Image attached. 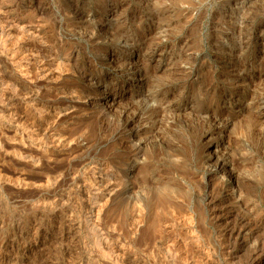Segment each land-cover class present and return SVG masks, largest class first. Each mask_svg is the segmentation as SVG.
<instances>
[{"label": "rangeland", "instance_id": "374dc122", "mask_svg": "<svg viewBox=\"0 0 264 264\" xmlns=\"http://www.w3.org/2000/svg\"><path fill=\"white\" fill-rule=\"evenodd\" d=\"M1 29L0 264H264V0H0Z\"/></svg>", "mask_w": 264, "mask_h": 264}, {"label": "bare ground", "instance_id": "6f19581e", "mask_svg": "<svg viewBox=\"0 0 264 264\" xmlns=\"http://www.w3.org/2000/svg\"><path fill=\"white\" fill-rule=\"evenodd\" d=\"M7 22H8V21H7ZM17 25H18V24H17ZM20 27H21V26H20ZM2 29H3V27H2ZM2 29H1V30H2ZM29 30H30V29H29ZM2 31H3V30H2ZM2 31H1V32H2ZM24 31H25V30H24ZM26 32H27V31H26ZM29 33H30V32H29ZM32 33H33V32H32ZM0 34H5V32L3 31V33H0ZM6 34H7V32H6ZM35 34H36V33H35ZM32 35H33V34H32ZM34 37H35V36H34ZM40 37H41V36H40ZM37 38H38V37H37ZM25 39H26V38H25ZM32 39H33V37H32ZM37 40H38V39H37ZM37 40H35V41H37ZM15 42H16V41H15ZM37 43H39V42H37ZM40 43H41V42H40ZM2 46H3V45H2ZM19 46H20V45H19ZM19 46H18V47H19ZM21 47H22V46H21ZM23 47H24V46H23ZM23 47H22V48H23ZM37 47H38V46H37ZM37 47H36V48H37ZM31 48H32V47H31ZM17 49H18V48H16V50H17ZM20 49H21V48H20ZM28 49H29V48H28ZM50 49H51V48H50ZM18 50H19V49H18ZM25 50H26V49H25ZM23 52H24V51H23ZM32 52H33V51H32ZM43 52H44V51H43ZM21 53H22V52L20 51V54H21ZM26 54H27V53H26ZM45 54H46V53H45ZM15 55H16V54H15ZM21 55H22V54H21ZM29 55H30V54H29ZM29 55H28V56H29ZM23 56H24V55H23ZM11 57H12V56H11ZM56 57H57V56H56ZM13 58H14V57H13ZM51 58H52V57H51ZM21 59H23V58H21ZM37 59H38V58H37ZM37 59H36V60H37ZM47 59H48V58H47ZM53 59H54V58H53ZM14 60H15V59H14ZM41 60H42V59H41ZM48 60H49V59H48ZM48 60H46V62H48ZM31 61H32V60H31ZM51 61H52V60H51ZM53 61H54V60H53ZM53 61H52V62H53ZM14 62H15V61H14ZM18 62H19V61H18ZM40 62H41V61H40ZM43 62L45 63V61H43ZM64 62H65V61H64ZM50 63H51V62L49 61V64H50ZM56 63H57V62H56ZM56 63H55V64H56ZM47 64H48V63H47ZM47 64H46V65H47ZM58 64L61 66L60 62H59ZM34 65H35V64H34ZM43 65H44V64H43ZM52 65H53V64H52ZM64 65H65V64H64ZM44 66H45V65H44ZM49 66H51V65H49ZM35 67H36V65H35ZM54 67H56V66H53V68H54ZM42 68H43V67H42ZM49 68H50V67H49ZM53 68H52V69H53ZM56 68H58V67H56ZM54 69H55V68H54ZM36 72H37V71H36ZM25 73H26V71H25ZM25 73H22V74H25ZM50 74H52V73L50 72ZM42 75H43V74H42ZM44 75H45V74H44ZM47 75H48V74H47ZM34 76H36V75H34ZM37 76H38V75H37ZM45 77H46V76H45ZM47 77H48V76H47ZM47 77H46V78H47ZM32 78H33V77H32ZM46 78H45V79H46ZM1 80H2V79H1ZM46 80H47V79H46ZM32 87H34V86H32ZM21 90H22V89H21ZM30 92H31V91H30ZM44 138H45V137H44ZM37 140H38V139H37ZM66 174H67V173H66ZM72 174H73V173H72ZM77 176H78V175H77ZM80 176H81V175H80ZM78 180H79V179H78ZM78 180H77V181H78ZM74 182H75V181H74ZM75 183H76V186H77V185H78V182H75ZM102 187H103V186H102ZM74 188H75V187H74ZM71 189H72V188H71ZM76 193H77V192H76ZM58 194H59V193H58ZM88 194H89V193H88ZM104 195H105V194H104ZM100 197H101V196H100ZM62 198H63V197H62ZM60 200H61V199H60ZM66 201H67V200H66ZM50 204H51V203H50ZM101 253H102V252H101ZM5 261H6V260H5ZM6 263H7V262H6Z\"/></svg>", "mask_w": 264, "mask_h": 264}]
</instances>
